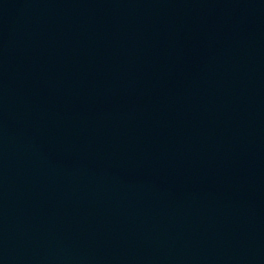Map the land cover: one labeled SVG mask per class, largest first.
<instances>
[{"label":"water","instance_id":"95a60500","mask_svg":"<svg viewBox=\"0 0 264 264\" xmlns=\"http://www.w3.org/2000/svg\"><path fill=\"white\" fill-rule=\"evenodd\" d=\"M0 264H264V0H0Z\"/></svg>","mask_w":264,"mask_h":264}]
</instances>
